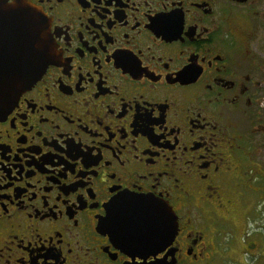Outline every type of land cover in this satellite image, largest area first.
Instances as JSON below:
<instances>
[{
    "label": "flooded vegetation",
    "instance_id": "1",
    "mask_svg": "<svg viewBox=\"0 0 264 264\" xmlns=\"http://www.w3.org/2000/svg\"><path fill=\"white\" fill-rule=\"evenodd\" d=\"M4 1L53 54L0 112V264L264 258V0ZM164 207L172 238L111 218Z\"/></svg>",
    "mask_w": 264,
    "mask_h": 264
},
{
    "label": "water",
    "instance_id": "2",
    "mask_svg": "<svg viewBox=\"0 0 264 264\" xmlns=\"http://www.w3.org/2000/svg\"><path fill=\"white\" fill-rule=\"evenodd\" d=\"M52 54L48 26L40 10L25 1L0 0V112L36 82ZM126 216L111 214L115 225L137 232L135 236L144 241L172 238L176 228L172 211L166 207L152 212L149 219ZM158 223H164L163 227H155L149 234L150 225Z\"/></svg>",
    "mask_w": 264,
    "mask_h": 264
},
{
    "label": "rangeland",
    "instance_id": "3",
    "mask_svg": "<svg viewBox=\"0 0 264 264\" xmlns=\"http://www.w3.org/2000/svg\"><path fill=\"white\" fill-rule=\"evenodd\" d=\"M263 186H264V183H263ZM259 202H260V212H264V195L261 198H259ZM261 223H262V234H263V245H264V216L263 215L261 216ZM228 246H231V249L227 252V254H232L236 256L238 255V253L242 251V250L240 251L241 247L239 246L238 241L235 243H229ZM251 251H253V248H251ZM220 262H221V259H219V262H217V264H227L226 261L222 263ZM230 264H264V258L258 259L257 257H253V256H251V258L240 256V257H235V261H233V263H230Z\"/></svg>",
    "mask_w": 264,
    "mask_h": 264
}]
</instances>
